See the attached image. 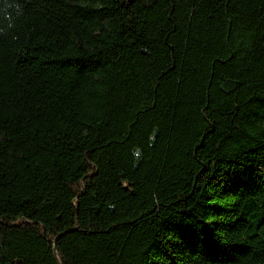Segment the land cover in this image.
<instances>
[{"label": "trees", "instance_id": "obj_1", "mask_svg": "<svg viewBox=\"0 0 264 264\" xmlns=\"http://www.w3.org/2000/svg\"><path fill=\"white\" fill-rule=\"evenodd\" d=\"M0 264H264V0H0Z\"/></svg>", "mask_w": 264, "mask_h": 264}, {"label": "water", "instance_id": "obj_2", "mask_svg": "<svg viewBox=\"0 0 264 264\" xmlns=\"http://www.w3.org/2000/svg\"><path fill=\"white\" fill-rule=\"evenodd\" d=\"M54 247H55V245H54Z\"/></svg>", "mask_w": 264, "mask_h": 264}]
</instances>
